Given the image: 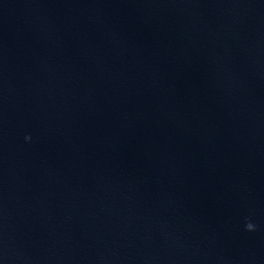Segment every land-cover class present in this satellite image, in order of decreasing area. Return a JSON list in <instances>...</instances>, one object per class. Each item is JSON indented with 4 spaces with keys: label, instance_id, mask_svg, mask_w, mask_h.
<instances>
[{
    "label": "water",
    "instance_id": "1",
    "mask_svg": "<svg viewBox=\"0 0 264 264\" xmlns=\"http://www.w3.org/2000/svg\"><path fill=\"white\" fill-rule=\"evenodd\" d=\"M0 264H264V0H0Z\"/></svg>",
    "mask_w": 264,
    "mask_h": 264
},
{
    "label": "clouds",
    "instance_id": "2",
    "mask_svg": "<svg viewBox=\"0 0 264 264\" xmlns=\"http://www.w3.org/2000/svg\"><path fill=\"white\" fill-rule=\"evenodd\" d=\"M26 139H27V137H26Z\"/></svg>",
    "mask_w": 264,
    "mask_h": 264
}]
</instances>
